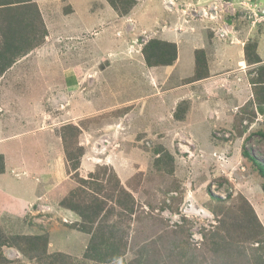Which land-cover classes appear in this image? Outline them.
<instances>
[{"label": "rangeland", "instance_id": "rangeland-1", "mask_svg": "<svg viewBox=\"0 0 264 264\" xmlns=\"http://www.w3.org/2000/svg\"><path fill=\"white\" fill-rule=\"evenodd\" d=\"M90 1L0 6V70L28 41L0 118L62 134L69 174L0 221V264H264V0Z\"/></svg>", "mask_w": 264, "mask_h": 264}, {"label": "crops", "instance_id": "crops-1", "mask_svg": "<svg viewBox=\"0 0 264 264\" xmlns=\"http://www.w3.org/2000/svg\"><path fill=\"white\" fill-rule=\"evenodd\" d=\"M134 12L135 9L130 15ZM83 22L87 21L68 20L64 30L80 33L85 26ZM87 56L95 58L94 53ZM68 84L73 87L72 82ZM86 108L80 107L78 111L82 114ZM12 127L13 119L0 118V221H20L37 203L63 201L68 195L64 191L67 183L62 189L63 179L69 175L63 135L45 127L38 135L29 133L22 138L14 135L16 129Z\"/></svg>", "mask_w": 264, "mask_h": 264}, {"label": "trees", "instance_id": "trees-1", "mask_svg": "<svg viewBox=\"0 0 264 264\" xmlns=\"http://www.w3.org/2000/svg\"><path fill=\"white\" fill-rule=\"evenodd\" d=\"M24 1V0H23ZM19 3H22V0H0V6L2 7H5L8 9V7L11 5V4H19ZM14 22L13 23H10L9 25V28H7L6 30H3V38L5 39V48H4V54H1L2 55V58L6 57L7 53H11L13 54L10 58V60H8L7 63L5 64H8L7 68L14 62V60L16 59L17 55L15 53V51L13 50V45H15L14 43L15 42H20L21 44L24 42V43H28L27 40H24L25 37L23 36L22 34V31L19 29L17 30V28H19L18 26L19 25H16V27H14ZM17 40V41H16ZM157 45V43L155 42H151L147 48V50H150V51H153L154 47ZM173 50H174V55L172 56L173 58L176 57V46L173 47ZM165 55L167 54H164L162 55V57H164ZM152 57H154V54L151 55ZM7 61V60H5ZM164 65H170V62L168 63V61H164L163 62ZM7 68H4V69H1L0 70V73L6 71ZM256 164H258L256 161H254ZM78 165V163H77ZM260 166V172L262 173V175L264 176V166L258 164ZM75 170H77L79 167L75 166ZM65 201V200H63ZM98 207V205H97ZM97 207H93V206H89L88 208H86L88 211H90V209H95ZM84 219L87 221V222H92V220H90V216L84 214L82 212L81 214ZM95 241V242H94ZM107 241L104 239V237L98 235V234H94V235H91V239H90V243L89 245L92 246V247H97V249H100L99 245L100 244H104L106 243ZM117 257V253L116 255L112 258L113 260Z\"/></svg>", "mask_w": 264, "mask_h": 264}, {"label": "clouds", "instance_id": "clouds-1", "mask_svg": "<svg viewBox=\"0 0 264 264\" xmlns=\"http://www.w3.org/2000/svg\"><path fill=\"white\" fill-rule=\"evenodd\" d=\"M88 249V248H87Z\"/></svg>", "mask_w": 264, "mask_h": 264}]
</instances>
